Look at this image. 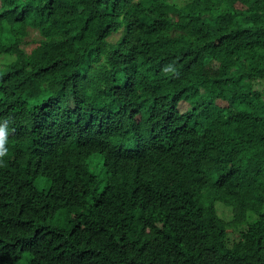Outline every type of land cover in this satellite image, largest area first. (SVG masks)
<instances>
[{
  "label": "trees",
  "instance_id": "trees-1",
  "mask_svg": "<svg viewBox=\"0 0 264 264\" xmlns=\"http://www.w3.org/2000/svg\"><path fill=\"white\" fill-rule=\"evenodd\" d=\"M0 81V264H264V0H0Z\"/></svg>",
  "mask_w": 264,
  "mask_h": 264
},
{
  "label": "rangeland",
  "instance_id": "rangeland-1",
  "mask_svg": "<svg viewBox=\"0 0 264 264\" xmlns=\"http://www.w3.org/2000/svg\"><path fill=\"white\" fill-rule=\"evenodd\" d=\"M181 4L182 3H185L186 2V0H178ZM120 34H116V36L115 37H118ZM12 58L11 57H9V58H7V59H3L4 60V62L5 63H8L10 60H11ZM97 156H100L99 154H94L92 157H91V159H90V163H91V168L93 169V171L99 176V178L101 179L102 177H103V174H104V172H103V166H102V160L100 161L99 159H98V157ZM97 161V162H96ZM100 166V167H99ZM42 181H44V180H40L39 181V184H40V182H42ZM45 184V182H43L42 183V185H44ZM218 210H219V213L224 217V218H226L227 220H232L233 219V217H234V215H233V210H232V208L230 207V206H227V205H225L224 203H222V202H218ZM239 234H240V229L239 228H232L231 230H230V234H229V236H230V239H229V241L232 243L233 242V240L235 239V238H238L239 237Z\"/></svg>",
  "mask_w": 264,
  "mask_h": 264
},
{
  "label": "bare ground",
  "instance_id": "bare-ground-1",
  "mask_svg": "<svg viewBox=\"0 0 264 264\" xmlns=\"http://www.w3.org/2000/svg\"><path fill=\"white\" fill-rule=\"evenodd\" d=\"M18 68H19V67H18ZM16 69H17V68H16ZM17 81H18V80H17ZM17 81H16V79L14 78V82L16 83ZM3 82H4V81H0V83H3ZM12 82H13V81H12ZM1 85H2V84H1ZM14 85H15V84H14ZM5 86H7V85H5ZM0 87H1V86H0ZM7 88L10 90L9 87H6V89H7ZM2 89H5V88L2 87ZM8 89H7V90H8ZM4 91H5V90H4ZM6 92L8 93V91H6ZM9 93H10V91H9ZM8 95H9V94H8ZM9 97H10V95L8 96V99H9ZM4 99H5V98H4ZM0 100H1V99H0ZM1 101H2V100H1ZM1 103H2V102H1ZM3 103H4V102H3ZM4 105H5V104H4ZM0 107H2V104H1ZM3 109H4V108H3ZM3 109H2V111H3ZM4 110H5V109H4ZM5 111H6V110H5ZM0 112H1V111H0ZM1 115H2V114H1ZM14 131H15V129H14ZM15 134H16V133H15ZM18 135H19V134H18ZM12 136H13V137H16L17 135H16V136L12 135ZM12 136H11V137H12ZM17 137H18V136H17ZM18 138H19V137H18ZM10 139H11V138H10ZM12 139H13V138H12ZM54 139H55V138H54ZM14 140H15V141H16V140L19 141L20 139H17V138L15 139V138H14ZM21 140H22V139H21ZM15 141H14V143H15ZM49 141H50V140H49ZM11 142L13 143V140H11ZM19 142H20V141H19ZM19 142H18V144H17L18 146H19ZM21 142H22V144H23L24 141H21ZM21 142H20V143H21ZM51 142H52V141H51ZM14 143H13V147H14ZM16 143H17V141H16ZM49 144H50V143H49ZM17 145L15 144V146H16V147H14L15 149H17ZM20 145H21V144H20ZM22 146H23V145H22ZM19 147H20V146H19ZM15 149H14V150H15ZM16 153H17V155H18V153H21V151L17 152V150H16ZM15 158H17V156H16ZM66 158H68V157H66ZM15 160H16V159H15ZM164 160H165V159H164ZM12 162H13V161H12ZM69 162H70V161H69ZM147 162H148V161H147ZM13 163H15V162H13ZM151 163H152V162H151ZM153 163H154V161H153ZM155 163H156V162H155ZM160 163H161V162H160ZM162 163H163V162H162ZM149 164H150V163H149ZM158 164H159V163H158ZM16 165H17V164L15 163V166H16ZM153 165H154V164H153ZM150 166H151V164H150ZM159 166H161V165H159ZM99 167H100V166H99ZM154 167H155V166H154ZM122 168H123V167H122ZM117 169H119V168H117ZM117 169H116V170H117ZM42 170H44V169H42ZM42 170H41V171H42ZM119 171H122V170H119ZM151 172H153V171H151ZM154 172H155V171H154ZM38 173H39V172H38ZM40 173H41V172H40ZM40 173H39V174H40ZM120 174H121V173H120ZM36 175H37V174H36ZM40 176H41V175H40ZM126 176H127V175H126ZM153 177H154V176H153ZM33 178H34V177H33ZM41 178H42V177H41ZM43 178H44V177H43ZM131 178H133V177H131ZM64 179H66V177H64ZM117 179H118V178H117ZM119 179H121V178H119ZM133 180H134V179H133ZM31 181H32V180H31ZM33 181H34V180H33ZM56 181H57V180H56ZM60 181H61V180L59 179V182L56 183V184H59V186H60ZM130 181H131V180H130ZM43 182H44V181L40 182V185H42ZM125 182H126V180H125ZM128 182H129V181H128ZM31 183H32V182H31ZM56 184H54V185L56 186ZM40 185H39V186H40ZM113 185H114V184H113ZM55 186H53V187H55ZM42 187H44V186H42ZM53 187H52V188H53ZM57 187H58V186H57ZM35 188H36V187H35ZM40 188H41V187H40ZM52 188H51V189H52ZM59 189H60V188H59ZM36 190H37V188H36ZM44 190H45V188H44ZM44 190L41 189V191H44ZM60 190H62V189H60ZM51 192H52V191H51ZM54 192H55V191H54ZM38 193H39V192H38ZM40 193H42V192H40ZM44 195H45V194H44ZM45 199H47V198H45ZM50 207H51V206H50ZM50 207H49V208H50Z\"/></svg>",
  "mask_w": 264,
  "mask_h": 264
},
{
  "label": "clouds",
  "instance_id": "clouds-1",
  "mask_svg": "<svg viewBox=\"0 0 264 264\" xmlns=\"http://www.w3.org/2000/svg\"><path fill=\"white\" fill-rule=\"evenodd\" d=\"M7 122H5L3 125H0V165L3 164L4 158L7 155V148L5 147L7 143Z\"/></svg>",
  "mask_w": 264,
  "mask_h": 264
}]
</instances>
